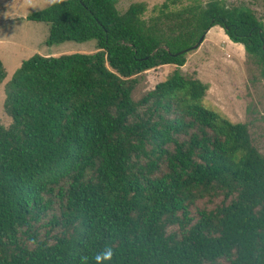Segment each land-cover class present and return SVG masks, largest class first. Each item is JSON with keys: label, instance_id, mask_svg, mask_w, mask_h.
<instances>
[{"label": "trees", "instance_id": "trees-1", "mask_svg": "<svg viewBox=\"0 0 264 264\" xmlns=\"http://www.w3.org/2000/svg\"><path fill=\"white\" fill-rule=\"evenodd\" d=\"M118 1L26 16L47 44L96 47L35 53L5 84L0 264H264V155L248 123L204 106L207 85L179 53L219 26L264 77L262 20L220 0L149 18L145 2ZM163 65L169 76L133 99L138 75Z\"/></svg>", "mask_w": 264, "mask_h": 264}, {"label": "rangeland", "instance_id": "rangeland-1", "mask_svg": "<svg viewBox=\"0 0 264 264\" xmlns=\"http://www.w3.org/2000/svg\"><path fill=\"white\" fill-rule=\"evenodd\" d=\"M59 0H0V60L5 78L0 83V124L11 122L5 113V84L21 62L35 53L60 55L72 52L95 51L96 40L84 42L65 41L47 44L48 26L43 22L31 21L26 16ZM145 2V18L154 15L156 8L168 3L177 9L187 4H205L209 0H119L120 12L133 2ZM228 6L244 5L251 8L264 24V0H220ZM170 65L158 66L138 75L132 92L139 99L154 85L166 79L173 71ZM180 71L201 80L207 85L202 100L204 106L218 112L232 122L249 125L254 146L264 155V77L260 68L247 57L243 46L234 43L219 26L210 28L195 49L186 52V61ZM204 203L198 202V206Z\"/></svg>", "mask_w": 264, "mask_h": 264}, {"label": "water", "instance_id": "water-1", "mask_svg": "<svg viewBox=\"0 0 264 264\" xmlns=\"http://www.w3.org/2000/svg\"><path fill=\"white\" fill-rule=\"evenodd\" d=\"M204 36H205V34L201 35L195 44H193V45H192L191 47H189V48H185V49L181 50L179 53H186V52H188L189 50H192V49L197 48V47L202 43V41H203V39H204Z\"/></svg>", "mask_w": 264, "mask_h": 264}]
</instances>
